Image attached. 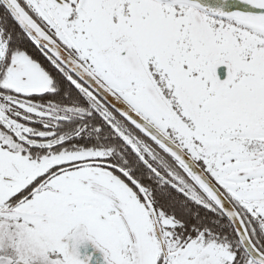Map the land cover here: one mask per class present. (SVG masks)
Returning a JSON list of instances; mask_svg holds the SVG:
<instances>
[{
	"label": "snow or ice",
	"instance_id": "obj_1",
	"mask_svg": "<svg viewBox=\"0 0 264 264\" xmlns=\"http://www.w3.org/2000/svg\"><path fill=\"white\" fill-rule=\"evenodd\" d=\"M0 264H264V0H0Z\"/></svg>",
	"mask_w": 264,
	"mask_h": 264
}]
</instances>
